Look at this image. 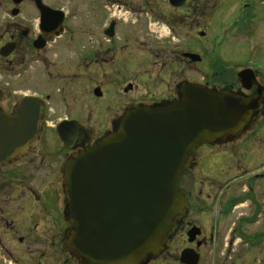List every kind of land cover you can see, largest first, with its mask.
Wrapping results in <instances>:
<instances>
[{"label": "flooded vegetation", "instance_id": "af4514ba", "mask_svg": "<svg viewBox=\"0 0 264 264\" xmlns=\"http://www.w3.org/2000/svg\"><path fill=\"white\" fill-rule=\"evenodd\" d=\"M66 2L0 0V111L14 113L21 99L38 98L34 107L40 118L27 149L0 162V264H86L67 247L75 231L64 185L67 163L115 132L127 112L179 101L182 86L188 84L257 99V108L237 136L208 145L220 148L240 139L239 156L261 163L246 162L252 165L248 167L245 160H234L222 169L225 180L208 179L207 186H200L192 176L198 147L180 180L186 192L185 213L175 218L163 248L140 264H184V249L197 253L199 263L205 252L216 255L218 242L224 247L213 264H228L232 255L233 264H264V136L258 137L262 150L253 144L264 133V0H95L92 22L80 24L70 23L73 12L65 8ZM217 20L223 26L220 42L212 38ZM84 35L92 37L90 43ZM213 42L219 45L214 48ZM236 44L248 46V57L228 56L226 46ZM68 47L77 75L92 67L91 92L85 94L108 95L107 111L96 125L86 123L92 106L84 104L82 94L77 97L80 86L70 97L61 96L65 103L66 95L72 102L70 112L54 119L51 93H21L19 84L9 81L27 62L46 70L49 55L63 54ZM196 64L203 65L199 81ZM243 70L253 74L249 88L239 77ZM216 79L218 85L212 83ZM63 122L61 135L58 125ZM219 151L220 156L237 155L233 147ZM204 214L213 219L209 233L204 232ZM191 228L198 232L189 241ZM179 229L189 244L180 252L171 243Z\"/></svg>", "mask_w": 264, "mask_h": 264}, {"label": "water", "instance_id": "95a60500", "mask_svg": "<svg viewBox=\"0 0 264 264\" xmlns=\"http://www.w3.org/2000/svg\"><path fill=\"white\" fill-rule=\"evenodd\" d=\"M239 77L249 88L253 74L243 70ZM37 99H21L11 114L0 111V162L22 154L36 135ZM256 108V98L188 84L179 101L127 112L115 132L67 163L64 185L75 224L67 247L86 264H140L158 253L175 218L185 213L180 179L196 149L237 136ZM64 125H58L59 134ZM197 232H187L189 241ZM198 260L193 250L181 251V263Z\"/></svg>", "mask_w": 264, "mask_h": 264}, {"label": "rangeland", "instance_id": "374dc122", "mask_svg": "<svg viewBox=\"0 0 264 264\" xmlns=\"http://www.w3.org/2000/svg\"><path fill=\"white\" fill-rule=\"evenodd\" d=\"M95 0H67L65 8L69 10L70 12H73V15H71L70 23L71 24H80V23H91L92 18V11L94 6ZM86 16V17H85ZM85 17V19H84ZM85 20V21H84ZM215 22V21H214ZM212 32L214 35L213 41L220 42V40L223 38L222 29L223 26L220 24V21L217 20L215 22V25L212 27ZM212 33V34H213ZM84 40L87 43H90L92 37L91 36H85ZM179 40H181V37H179ZM174 41L176 42V37H174ZM173 42V41H172ZM219 44L213 42V47L216 48ZM227 54L228 56L238 55L248 57L250 54L248 46L244 44H236L233 46H226ZM218 49V48H217ZM71 50L70 47L64 49L62 51L63 54L60 55H49L50 57V66L45 70L41 69V66L38 64H31L27 62L25 64V69L23 67H20V73L19 75H13L9 78L10 82H15V86L19 84V90L20 92H44V93H51L52 108L56 111L54 114V119L62 117L64 114L67 115L70 112V105H72V102L69 101V97L75 93V90L78 89V86H80L81 90L78 91V98H81V94L83 97V102L89 103L92 108V112L88 114V118L86 120V123L89 125H96L95 120L98 119L101 115H103L104 111H107L106 106L110 102L108 100V95L104 98H95L93 96L88 97L85 93L87 91L91 92V83L88 81L91 77V74L89 72L91 71L92 67L85 68L83 73L77 75L76 70L74 68V65L72 64L73 58L70 57V54L68 51ZM59 52V51H58ZM232 62V61H231ZM232 64V63H231ZM23 68V69H22ZM203 68L202 64H196V71L194 73L196 81L202 80L200 77L203 75L202 71L200 69ZM50 70V74L49 73ZM68 74V75H67ZM76 74V76L72 75ZM77 77V78H76ZM80 77V78H78ZM114 78L118 79L120 76L116 75L113 76ZM82 79V80H81ZM83 81V84H82ZM218 79L212 80V83L214 85H218ZM216 82V83H215ZM107 92H110L109 90ZM69 97L66 95L65 99H67V103H65V100H62L61 96H64L65 94H69ZM21 95V94H20ZM66 104V105H65ZM75 113V110H73V114ZM86 114V112L84 113ZM264 136V133L258 134L256 139L253 140V144L256 145L258 150L261 149V145L258 142V137ZM240 139L236 140L234 143H229L227 145L224 144V146L220 147L221 149L225 148H231L233 147L237 155H230L228 153L227 156H220L219 150L220 148L214 147L213 145H202L199 147L196 151V166L192 173L193 178L200 183V186L202 184L207 186V180L210 179L212 181L220 183L222 180H225V178H222V169L227 164H232L235 160V163L237 161L245 160L246 166L250 167L252 165H247V163H256L260 164L261 161L257 158H252V161L249 160V158H244V156L241 158L239 156L240 152H243V149H241V146L239 147ZM231 145V146H230ZM256 148V147H255ZM262 154H260L261 157H264V150L261 151ZM260 157V159H261ZM247 162V163H246ZM198 220H196V223ZM213 225V219L212 216L204 214L203 215V228L205 233H209L210 229ZM172 246L177 247L179 252L183 249L184 246L189 245L188 242H186V235L182 233L181 229H179L176 232V235L173 238ZM223 245L221 242H218V246L216 247V255L213 257L210 254V251L205 252L204 255H202L201 261H199L198 264H213V261L215 258L218 259L221 257V251H223ZM229 256V255H228ZM236 255L231 256V261L228 262V264L236 263ZM260 259V258H259ZM219 260H216V263L218 264ZM240 261V260H238ZM262 263V261L260 262ZM166 264H172L166 263ZM176 264V263H174ZM180 264V263H178Z\"/></svg>", "mask_w": 264, "mask_h": 264}]
</instances>
